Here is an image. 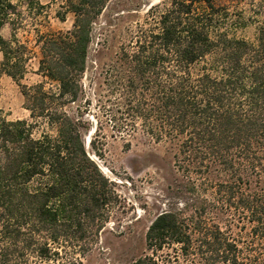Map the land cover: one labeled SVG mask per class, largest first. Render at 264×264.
<instances>
[{
	"label": "trees",
	"instance_id": "16d2710c",
	"mask_svg": "<svg viewBox=\"0 0 264 264\" xmlns=\"http://www.w3.org/2000/svg\"><path fill=\"white\" fill-rule=\"evenodd\" d=\"M108 1L0 0V75L21 86L30 113L12 120L0 112V264H52L62 249L82 254L98 236L121 198L93 156H105L106 124L177 147L188 187L214 191L215 200L203 197L188 219L159 214L146 233L152 252L172 243L187 264H264V23L252 41L233 31L218 0H168L151 6L148 25L101 65L91 51ZM56 3L60 21L74 14L72 28L41 32L37 17ZM22 8L35 17L42 81L34 85L22 83L35 54L18 36L28 20ZM91 62L100 82L89 75ZM131 264L180 263L145 255Z\"/></svg>",
	"mask_w": 264,
	"mask_h": 264
},
{
	"label": "rangeland",
	"instance_id": "374dc122",
	"mask_svg": "<svg viewBox=\"0 0 264 264\" xmlns=\"http://www.w3.org/2000/svg\"><path fill=\"white\" fill-rule=\"evenodd\" d=\"M50 1L42 0L45 4ZM165 1L168 0H109L96 20L91 61H97L101 65L108 64L119 47L129 42L139 26L148 25L150 7L162 6ZM218 3L228 10L229 26L234 29L233 31L238 36L253 41L258 28L264 23V0H218ZM57 9L58 4H52L45 16L37 17L41 32L49 29L65 31L72 28L74 14L69 13L65 21H60L56 14ZM22 10L23 13L20 15L28 20L18 36L21 40L27 41L35 52L29 62L28 74L22 83L34 85L42 81V77L36 73L39 50L34 45L36 26L34 22L31 23L35 17L27 14L25 8ZM241 17L245 22L241 26H236L237 20ZM2 34L10 38V25L3 28ZM100 47L104 49V55L98 59ZM1 60L0 53V62ZM96 67L97 65L91 62L89 75H95L100 82L102 80V77H99L100 69ZM54 87L51 82L46 83V88ZM101 90L107 94L108 89L105 85ZM90 93L92 96L91 91ZM24 103L21 86L10 76L1 74L0 112L12 120L29 118L30 113ZM92 107V112L86 116L95 120L93 115L96 111L95 101ZM68 109L72 114H77V105H71ZM95 126L96 124L92 125L85 134L89 147L96 130ZM104 131L105 156L99 159L94 152L93 156L98 159L103 171L118 182L120 202L111 209L109 221L91 244L86 245L88 248L84 253H73L71 248L62 249L59 260L52 264H71L73 260L78 262L77 264H131L145 255H154L159 261L164 260V263L171 260L187 264L177 244L167 243L158 253L152 252L147 244L146 233L153 220L163 212L176 211L181 213L182 217L190 218L195 213L196 203L202 201L203 197L208 199V203L215 200L213 189L205 184L200 195L188 187L187 175L179 169L176 162L177 147L172 144L156 142L141 131L133 137H124L118 135L109 124H106ZM128 141H131L130 146H127ZM215 220L224 225L220 218ZM235 231L238 232L239 229L235 228ZM240 235L246 237L245 234ZM31 264L46 263L33 261Z\"/></svg>",
	"mask_w": 264,
	"mask_h": 264
}]
</instances>
